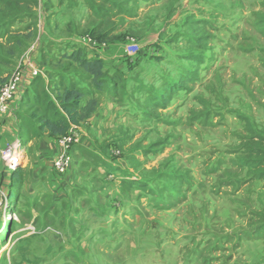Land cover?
<instances>
[{
	"label": "rangeland",
	"instance_id": "obj_1",
	"mask_svg": "<svg viewBox=\"0 0 264 264\" xmlns=\"http://www.w3.org/2000/svg\"><path fill=\"white\" fill-rule=\"evenodd\" d=\"M14 1L6 15H0V24L4 19L11 21L1 32L6 30L0 36V55L7 57L4 48L13 47L9 37H25L35 31V39L15 64L0 61V88L6 83L3 79L8 69L22 57L32 56L37 62L34 57L40 35L49 21L56 40L65 41L84 31L73 24L78 5H87V0H22L16 5ZM31 1H37L38 6H30ZM46 2L48 12L42 8ZM136 2L133 15L124 12L116 19L122 20V31L116 27L118 21L108 22L106 17L103 20L108 23L103 24L100 20L97 28L109 30V47L99 54L93 50L91 56L103 59L107 68L109 61L118 59L122 64L113 68L121 71H127V65L135 61L144 67L119 76L124 92L116 91L117 100L106 93L96 96L104 114L100 122L91 124L92 134L84 127L81 132L87 135L74 132L82 135L87 149L77 145L71 149L75 161L84 155V149L88 151L87 162L82 164L86 167L94 163L102 167L107 146L113 147L112 154L118 151L111 163L117 162L121 172L117 186L109 192L117 190L124 197L123 204L117 206L120 215L115 216L114 211L117 197L105 199L101 183L90 178L89 188L81 190L83 184L69 192L74 198L83 195L93 208L80 200L66 212V225L73 231L67 255L61 250L63 258L42 257L47 261L42 263L264 264V162L256 166V152L264 156V0ZM83 8L87 15L88 7ZM63 9L65 14H57ZM125 19L141 24L144 34L135 32L134 25L126 30ZM147 27L149 33L162 29L153 45L150 42L156 36L147 37ZM113 29L121 36L111 33ZM132 37L140 52L129 57L124 46ZM58 45L60 49L54 47L46 56L60 57L70 46ZM155 46L162 51L160 60L149 62L146 53ZM58 61L61 67L69 62L52 59V68ZM253 142H261V147L256 148ZM36 151L35 143L27 152L22 143L19 148L20 167L26 175L22 173L23 195L14 213L8 201V179H3L7 175H0V251L10 248L21 234L19 230L29 217L27 197L38 193L32 190L40 177L30 174L26 166V155L34 156ZM92 153H98L100 160ZM51 175L49 170L46 178ZM102 207L104 217L115 225H101L102 217L96 211ZM10 224L12 232L3 241L5 226ZM48 226L45 221L38 229ZM40 241L31 243L36 253ZM0 264L8 263L0 258Z\"/></svg>",
	"mask_w": 264,
	"mask_h": 264
},
{
	"label": "trees",
	"instance_id": "obj_2",
	"mask_svg": "<svg viewBox=\"0 0 264 264\" xmlns=\"http://www.w3.org/2000/svg\"><path fill=\"white\" fill-rule=\"evenodd\" d=\"M127 1L128 0H87V4L95 15H99L97 12H103V14L108 13L112 10V8H117L122 12L131 11L130 13H132L133 9L127 11ZM20 2H22V0L14 1L15 5ZM103 2L110 3L109 7H107ZM12 4V0H0V15L4 13L6 15V13L10 10L9 6L11 7ZM47 5L48 2L42 5L45 12H48L50 8H48ZM30 6L37 7L38 2L31 1ZM153 25L154 23H152L149 28ZM10 26L11 21L4 19L3 23L0 24V36L6 32L5 30L4 33H1L3 29H7ZM54 28L56 30V27ZM149 28H145L146 32H150ZM108 31H103L101 27H98L85 31L84 35H89L98 43H109L107 42ZM56 36L57 35L50 26L49 21L47 23V28H44V33L40 35V42H38L40 45L38 47L37 55L39 58L38 60L42 65V73L37 74L20 95L21 99L18 105V111L16 112V122L22 131V134L19 136V141L23 145L30 141L39 143L45 138L59 139L67 135L72 128L80 127L83 123L87 122L95 115L99 106V100L96 97L97 95L106 93L112 97L110 99L117 100L116 91L123 89L124 92V86L123 88L119 87V76H128V70L132 73L136 71L135 69L139 68L141 70L144 67H139L137 61H135L127 65V71H121L113 68H117V64H122L118 63L119 61L117 59L115 64L111 63L107 68L108 64L103 59L99 58L97 55L91 56L93 53L92 51H88L86 48L78 44H72L61 39L56 40ZM32 38L33 40L35 39V31L34 33L29 31L28 35L25 37L24 35H22V37H9V41L13 44V47L11 49L4 48L7 57L0 55V61L6 62L8 60V62L15 64L16 59L32 45V42H30ZM121 38L124 39V36ZM60 43L65 45L70 44V46L63 49L64 53L60 57H47L46 52L52 51V48L54 47H56V50L60 49L58 47V44ZM156 46H158V44ZM156 46L155 48H152V52L149 53L147 51L146 53L150 58L149 62L152 59H155L154 61L160 60L162 51L156 50ZM188 54L189 53H186V55ZM52 59L62 61L67 60L69 62H65L63 67H61V63L58 61L56 67L52 68ZM48 65L50 67H48ZM14 67L8 69L6 74L9 75L13 71ZM73 67L74 70L71 71L70 69ZM3 80L5 82L6 78ZM161 103L163 104V101H161ZM261 144V142H253V146L256 148H260ZM76 145L87 149L85 146L82 147V145L74 143L70 146V150L74 146L77 147ZM85 149L83 150L84 155L81 157L77 156V163L74 165L80 184H84L81 190L89 188L90 178H93L97 182L103 184L104 179L102 175H108L111 173L117 175L119 171L121 172L120 169H116L112 165L105 166L107 162L103 159L100 162L102 163V167L100 164L96 165V163H94V166L89 165L90 167H86L85 165L82 166L83 163L87 162L86 155L88 154V151ZM109 150L112 151L114 149L112 146H107L103 150L102 154L107 155L106 151ZM92 154L100 160L101 157H99L98 153ZM72 155L75 158L76 155ZM256 156V160L258 162L256 166H261L264 162V156L261 152H256ZM90 160L92 161V159ZM78 164L79 170L77 169ZM104 167L107 168L105 169ZM102 168H104L103 172H101ZM125 172L126 171H123V173ZM22 173L26 175L25 171L18 167L15 171L9 172L6 177H3V179H8V190L10 192L8 201L11 200V212L13 211V213L15 212L17 204H21V196L23 195L24 187ZM128 184L130 187H133L131 183ZM79 186H77V188H74L75 186L71 188H73V191H76L80 189ZM81 190L78 191V193L81 192ZM26 206L27 203L25 207ZM24 214L25 213H23V216ZM45 215L46 213L43 215V218H47ZM23 216H20L21 220ZM10 219H12L11 215ZM4 232L3 241H6L9 234L12 232L11 224L9 226H5Z\"/></svg>",
	"mask_w": 264,
	"mask_h": 264
},
{
	"label": "crops",
	"instance_id": "obj_3",
	"mask_svg": "<svg viewBox=\"0 0 264 264\" xmlns=\"http://www.w3.org/2000/svg\"><path fill=\"white\" fill-rule=\"evenodd\" d=\"M138 1V0H137ZM142 1V0H140ZM107 7H109L110 3L103 2ZM138 2L136 0L129 1V4L127 5V11L130 9H133L132 13L125 12L128 15H133L134 10L136 9V5ZM79 7L76 9L74 14V20L76 23L75 28L78 29H84V31H78L76 35H74L73 38H68L65 41L72 43V44H78L84 48H86L88 51L95 50L97 54L101 49H106L107 45L109 47V44L106 43H99L97 47H90L85 42H83V39L85 37H90L89 35H84V32L87 30H91L93 28H97L99 25L100 20L103 21V24H106L108 22H115L118 17H123L124 12L119 11L117 8H112L108 13L103 14V12H97L99 15H95V13L88 7V4L85 5L81 3L78 5ZM83 7H88V13L85 15V11ZM61 7L58 8V10ZM72 8V7H71ZM70 7H67V11H69ZM49 11V10H48ZM66 13V9H63V11H59L60 15H63ZM56 14V13H55ZM147 15L152 14L150 13H144ZM89 16V19L87 17ZM97 16V17H96ZM108 17V22L104 21L103 19H106ZM111 17V18H109ZM133 18L134 17H130ZM133 19H129V22L124 20V22L127 24V29L133 28L130 27L132 25L135 26V32H142L144 34V31L142 29L143 26L140 24H137L136 22H132ZM136 20H139V17H136ZM69 22H72L71 20ZM116 27H121L120 31L124 29V25L122 20H119L117 22ZM102 28V26H101ZM148 32V31H147ZM162 29L151 32L148 34L147 37L150 35H155L156 38L153 40L151 45L155 41L159 39V35L161 34ZM44 31L42 32V34ZM111 33H114L118 36H121L118 32H115L113 29ZM142 34V35H143ZM130 35V34H128ZM141 35H135L136 38H140ZM146 36V35H145ZM161 37V36H160ZM92 38V37H90ZM93 39V38H92ZM95 40V39H94ZM122 40V38H121ZM115 54V53H113ZM116 55V54H115ZM36 55L34 58H36L37 62L33 61L34 59L32 56L29 57H22V75L21 79L18 83L19 91L17 95L12 99V101L9 104L8 107V114L1 120L0 122V151H3L6 149L7 146L12 145L16 142H19V134H20V128L17 125L16 122V112L18 111V105L20 102V95L25 90V88L28 86L29 82L37 75L42 73V65L40 61L37 59ZM35 62V63H34ZM111 63L116 62L115 59L112 61H109ZM16 67V66H15ZM14 67V68H15ZM10 75V74H9ZM6 74V81L8 79V76ZM5 81V82H6ZM104 112L101 111L100 108L97 109L95 115L88 120L87 122L83 123L80 127L72 128L69 133L74 134V132L80 133L81 127H84L87 129L88 133H93V126H91L92 123H96V121L100 120V116H103ZM102 119V117H101ZM100 122V121H99ZM97 127V125L95 126ZM98 132H94V134H97ZM82 135H87V133H82ZM81 134H77L76 136V144L84 145L86 146V143H83L84 140L82 138ZM60 139H50L45 138L41 140L39 143H35L37 146V151L34 154V156L27 154L28 158V164L26 165L28 167V172L34 173L37 177H40L37 184H35L32 192L33 194L35 192H38L37 195H28L27 197V206L26 210L28 211L29 217L24 221L22 228L19 230L21 232L20 235H18L15 239L14 244L6 249L3 250V248L0 251V258H5L8 264H43L47 263V261H44L45 258H63V253L61 250L65 251V254L67 255V248H68V242L73 237V231L72 228L66 225V212L73 210V202L77 203L80 200L89 206H92L91 203L88 202L87 198L80 196L77 198H74L73 195L71 196L69 194L70 191H72L73 186L74 188H77L79 186L80 182L78 180V175L76 174L74 165H76L77 161H75L72 158L71 150L66 149L61 145ZM21 144V143H20ZM34 142L30 141L27 144L24 145L25 152H27L29 149L33 148ZM107 155L103 154L102 159L107 162L105 166H114L116 169H120L119 165H116V163H111L113 157H118L119 155L116 154L114 151V154H112V151H106ZM60 156H67L69 161L65 169L62 173H58L53 168V162L59 158ZM74 162H73V161ZM118 160V159H117ZM122 165V164H121ZM19 168L20 164L18 165ZM105 169L107 167H104ZM101 169V172H103V169ZM51 170L52 175L50 177H47V173ZM120 172V171H119ZM105 174L102 175L104 179V183L101 184V190L104 192V198H111V195H115L117 197V200H115L114 204V211L115 216L120 215L118 210V205L123 204L122 199L124 198L122 195L119 194L117 190H113L109 192L110 189H112L113 186L116 185V179L119 176L118 174ZM9 171L5 168V166L1 163L0 160V175H8ZM69 176H71V180L69 182ZM131 179V178H130ZM83 181V180H82ZM69 182V184H68ZM68 184V186H67ZM82 184H80L79 187H81ZM67 186V187H66ZM66 187V188H65ZM99 192L100 195H102V192ZM130 190V189H129ZM48 193L49 195H45ZM63 196V197H60ZM34 203L32 204V202ZM100 203V202H99ZM117 203V204H116ZM124 203H127V201H124ZM101 204V203H100ZM99 204V205H100ZM93 208V207H92ZM91 208V210H92ZM99 215L102 217V223L101 225L104 228H107L109 226H113L116 223H112L111 220H107L105 216V208L102 207L101 211H96ZM46 213L47 218H43V215ZM28 216V215H27ZM49 221V224L51 225L49 228L44 229H38L39 226L43 224V222ZM27 227V228H26ZM26 228V229H25ZM30 228L32 229L30 230ZM84 233H86V230H84ZM36 240H41L39 242V251L37 252V248H35V251L33 250V246L31 243L35 244ZM44 261V262H43ZM43 262V263H42Z\"/></svg>",
	"mask_w": 264,
	"mask_h": 264
},
{
	"label": "built area",
	"instance_id": "obj_4",
	"mask_svg": "<svg viewBox=\"0 0 264 264\" xmlns=\"http://www.w3.org/2000/svg\"><path fill=\"white\" fill-rule=\"evenodd\" d=\"M83 42H85L90 47H97L99 45L96 40L88 36L83 39ZM124 52L129 57L136 56L140 52V45L133 37L128 39L126 45L124 46ZM22 62L23 58L20 59L16 67L8 76L6 83L0 88V118L8 111L10 102L19 91L18 83L22 75ZM60 143L66 149H70V146L76 143V135L68 133L64 137H61ZM20 146V142H16L7 146L5 150L0 151V160L9 172L15 171L20 164V159L18 158ZM115 153L118 154V151ZM68 161L69 159L67 156H60L53 162L54 170H56L58 173H62L67 166ZM31 229L32 228H30V230Z\"/></svg>",
	"mask_w": 264,
	"mask_h": 264
},
{
	"label": "bare ground",
	"instance_id": "obj_5",
	"mask_svg": "<svg viewBox=\"0 0 264 264\" xmlns=\"http://www.w3.org/2000/svg\"><path fill=\"white\" fill-rule=\"evenodd\" d=\"M9 219H10V218H9ZM9 219H8V218H6V220H5V221L7 222ZM4 233H5V232H4Z\"/></svg>",
	"mask_w": 264,
	"mask_h": 264
},
{
	"label": "clouds",
	"instance_id": "obj_6",
	"mask_svg": "<svg viewBox=\"0 0 264 264\" xmlns=\"http://www.w3.org/2000/svg\"><path fill=\"white\" fill-rule=\"evenodd\" d=\"M22 59V58H21Z\"/></svg>",
	"mask_w": 264,
	"mask_h": 264
}]
</instances>
